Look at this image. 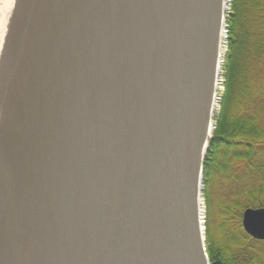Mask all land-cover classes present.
<instances>
[{
	"label": "water",
	"instance_id": "obj_1",
	"mask_svg": "<svg viewBox=\"0 0 264 264\" xmlns=\"http://www.w3.org/2000/svg\"><path fill=\"white\" fill-rule=\"evenodd\" d=\"M52 1L23 13L0 264H210L198 203L224 1L57 0L48 17ZM243 227L264 241V207Z\"/></svg>",
	"mask_w": 264,
	"mask_h": 264
},
{
	"label": "trees",
	"instance_id": "obj_2",
	"mask_svg": "<svg viewBox=\"0 0 264 264\" xmlns=\"http://www.w3.org/2000/svg\"><path fill=\"white\" fill-rule=\"evenodd\" d=\"M230 8L225 92L203 170L207 254L210 264H264V241L243 227L247 208L264 207V0H231Z\"/></svg>",
	"mask_w": 264,
	"mask_h": 264
},
{
	"label": "rangeland",
	"instance_id": "obj_3",
	"mask_svg": "<svg viewBox=\"0 0 264 264\" xmlns=\"http://www.w3.org/2000/svg\"><path fill=\"white\" fill-rule=\"evenodd\" d=\"M10 0H0V21L2 22V33L0 35V124L5 113L6 104L9 100V90L17 81H20L23 77H26L29 71L28 60L25 59L24 48L20 47L19 36L22 32L24 11L26 0H13L11 6L8 4ZM231 1V0H230ZM231 3V2H230ZM230 4L226 10V19L228 12H230ZM227 23H225V40L223 44L224 52L226 53L227 47ZM224 53V56H225ZM224 63V57L222 59V65ZM218 79V89L216 92L217 105L213 113V134L216 130V117L219 115L221 106L220 102L225 92V79L222 70L220 71ZM212 134V136H213ZM11 151V145L9 143L2 145L0 149V189L2 180L4 177L3 168L6 166L4 161L7 159L8 153ZM207 154V153H206ZM233 190V189H232ZM202 191L204 193V180L202 182ZM231 186L226 182L221 181L219 186V193L227 200L231 199ZM202 193V194H203ZM234 194V193H233ZM205 202V201H204ZM206 209V205H205ZM206 214V211H205ZM206 218V216H205ZM207 245V243H206ZM209 257V256H208Z\"/></svg>",
	"mask_w": 264,
	"mask_h": 264
},
{
	"label": "bare ground",
	"instance_id": "obj_4",
	"mask_svg": "<svg viewBox=\"0 0 264 264\" xmlns=\"http://www.w3.org/2000/svg\"><path fill=\"white\" fill-rule=\"evenodd\" d=\"M13 0L8 1L9 5L11 6V2ZM223 6H224V10L226 13V10L230 4V0H223ZM13 5V4H12ZM57 5V0H53L47 10V16L51 17L53 10L56 8ZM2 22L0 21V35L2 33ZM225 27V26H224ZM225 28L222 29L221 31V36H220V58H219V64L220 67L218 69V79H220L221 75L220 74V70H221V66H222V59L224 57V40H225ZM30 76H26L23 79H21V81H18L16 83V85L14 86L12 93L10 92V98L6 104V109H5V113L3 115L1 124H0V149L2 147V145L4 146L5 144L9 143L10 144H14L15 143V136L18 135L17 132L20 130V126H21V122L24 118L25 115V108L27 106V100L29 98V94H30ZM218 81L216 83V91H215V98H214V103H213V108L215 109L216 105H217V98H216V92L218 89ZM213 109V111H214ZM213 125V124H212ZM211 134H213V129L211 131ZM203 191L200 194L199 197V203H198V207H199V216H200V222L202 227V230H204L205 235H206V214H205V205H206V201L204 198V194H202ZM205 201V202H204ZM205 226V228H204Z\"/></svg>",
	"mask_w": 264,
	"mask_h": 264
}]
</instances>
